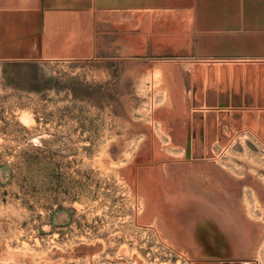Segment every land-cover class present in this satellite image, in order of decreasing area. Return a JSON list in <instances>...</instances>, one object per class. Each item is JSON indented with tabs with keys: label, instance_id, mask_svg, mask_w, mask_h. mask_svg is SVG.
<instances>
[{
	"label": "rangeland",
	"instance_id": "obj_1",
	"mask_svg": "<svg viewBox=\"0 0 264 264\" xmlns=\"http://www.w3.org/2000/svg\"><path fill=\"white\" fill-rule=\"evenodd\" d=\"M119 18L85 56L0 60V264H264V59L145 47ZM205 170L226 176L221 205L261 236L250 226L236 245L193 200L212 232L186 257L137 221L136 193L172 174L200 185Z\"/></svg>",
	"mask_w": 264,
	"mask_h": 264
},
{
	"label": "crops",
	"instance_id": "obj_2",
	"mask_svg": "<svg viewBox=\"0 0 264 264\" xmlns=\"http://www.w3.org/2000/svg\"><path fill=\"white\" fill-rule=\"evenodd\" d=\"M125 14L145 47L264 59V0H0V60L85 56Z\"/></svg>",
	"mask_w": 264,
	"mask_h": 264
},
{
	"label": "bare ground",
	"instance_id": "obj_3",
	"mask_svg": "<svg viewBox=\"0 0 264 264\" xmlns=\"http://www.w3.org/2000/svg\"><path fill=\"white\" fill-rule=\"evenodd\" d=\"M185 163H187V162H185ZM182 168L186 169V171H187V168L188 167L187 168L182 167ZM140 171H139V173H140ZM175 172H173V173H175ZM222 172L224 174V171H222ZM148 173H146V174L149 175ZM208 173H210V174H208ZM179 174H178V176H179ZM139 175H137V176H139ZM142 175L143 174H141V176ZM168 175H170V174H168ZM225 175H226V172H225ZM137 176L135 175V177H137ZM171 176H173V174L170 175V176H168V178L164 176V179H159L157 177V179H153L154 182H151L149 184L147 190L145 189L146 188L145 186H144V190L142 188H139L137 190L136 197L138 199L140 198L142 200L143 204L142 205L140 204V205L143 206L144 208H143V212H139L138 211V214L135 213V215H138V219L137 218H134V220L137 219V221H139L140 216H142L143 214L145 215V217L148 216V218H151V220L153 222V226H155V228L157 229V233L160 235V237L162 239H164L165 241H167L169 244L176 246L177 247V250L176 251H180L181 255H184L186 257H189V256L193 255L194 250L192 251L190 249L191 247H193V243L196 244V240H199V239H201L202 236L203 237L205 236V234H203V231H206V233L209 232V233H207L206 236H209L211 234V232H212L210 230V228H208L209 227V223L207 222L206 215H203V216H200L199 215V212H200L201 208L199 210L197 206H194V205H191L190 206L188 204V203H193V200H197V201L199 200L202 203H204L205 205L209 206L213 210V212L215 213V215L219 218V219L218 218L217 219L221 222V224L223 225V227L229 232V235L228 236L231 237L232 235L234 236V234H236L235 235L236 236L235 237V239H236V241H235L236 245L238 243L241 246V244H240L241 242L240 241H242V243L244 242L245 244H247V242L249 240V235L245 232V230H249V228L251 229V227H252V230L253 231L250 230L251 233L254 232V231L255 232L257 231V228L254 225H251L249 223H246L245 222V219L238 218V215L237 216H234L232 214V212L229 211V208H226L225 206H222L223 205V202H222V205H221V203H220V199H221L220 198V195L218 196V193L215 194V192L221 193L220 190H224V193H225V189L228 186H230L228 184V186L224 188V185H222V184H225V186L227 185L226 176H224L225 177L224 178V183L221 184L220 181L223 180V178L221 177L222 176L221 173L216 172L214 174V172H207L206 170H205V172L199 171L197 177H200V178L203 179V182H202L203 185H201L202 183L199 185V184H193L191 182L189 183V182L186 181L187 183L186 182L183 183V184L180 183V188L178 187L179 189L176 188V187L170 186L171 185V184H169L170 183V179L172 180V178L174 177V176L173 177H171ZM241 176L243 177V175H241ZM146 177H148V176H146ZM175 177H177V176L175 175ZM230 177H231V175H230ZM246 177H249L248 178L249 180H251V179L253 180V177L252 176H246ZM250 177H252V178L250 179ZM141 178H143V177H141ZM232 178L234 179L236 177H234L233 174H232ZM239 178H241L240 175H239ZM137 179H138V177H137ZM189 179H191V178H189ZM242 179L243 178H241V181H242ZM179 180L181 181V179H179ZM204 180H205V182H204ZM237 180H239L238 177H237ZM254 180H255V178H254ZM138 181H140L139 183H141V180L138 179ZM151 181H152V179H151ZM229 181H232V180H229ZM245 181L243 180V182H245ZM255 181H257V179ZM257 182L259 184V181H257ZM233 183L235 184L236 182H233ZM145 184L147 185V183H145ZM145 184H142V185H145ZM231 185H233V184L231 183ZM249 186H251V185H249ZM256 186H258V185H256ZM231 187H233V186H231ZM231 193L233 194V192L230 191V194ZM233 198H235V197H233ZM141 200H139V201H141ZM176 201H177L178 205H175V204H177ZM238 204H240V203H238ZM240 207H241V205H240ZM232 209H233V207H232ZM234 209H236L235 206H234ZM244 210H241V211H244ZM135 212H137V211H135ZM234 213H237V209H236V211ZM244 213H243V215H245ZM141 218H143V217H141ZM150 226H152V225H150ZM154 231H155V229H154ZM257 233H259V232L257 231L256 234ZM257 235H260V234H257ZM250 236L252 237V236H254V234L253 235H250ZM193 237L196 240L195 239H192ZM204 238H206V237H204ZM260 239H261V237H260ZM252 240H254V239H252ZM242 246H243V244H242ZM247 247H246V249H248ZM242 248H244V247H242ZM242 248H240V249H242ZM252 249H253V247H252ZM243 250H245V249H243ZM248 252L249 251H247V253H245V254H248ZM247 256L249 257L251 255H247ZM247 256H244V258L247 257ZM219 257H218V260L221 258V257L220 258ZM190 258H192V257H190ZM212 258H214V257H212ZM223 258L225 259V257H223ZM227 258H226V261H227ZM236 259H232L231 261L228 260L230 262H228L226 264H233L234 261H237ZM243 260H240L239 261V264H242V261ZM252 260H253V258H252ZM252 260L251 261L248 260V261H246V263H248V264H257L255 261H252ZM176 262H178V261H176ZM159 264H160V262H159ZM193 264H195V263H193ZM204 264H222V263H220V262L217 263L215 260H212V262L211 261H208V262H206Z\"/></svg>",
	"mask_w": 264,
	"mask_h": 264
},
{
	"label": "water",
	"instance_id": "obj_4",
	"mask_svg": "<svg viewBox=\"0 0 264 264\" xmlns=\"http://www.w3.org/2000/svg\"><path fill=\"white\" fill-rule=\"evenodd\" d=\"M233 264H239V262L234 261Z\"/></svg>",
	"mask_w": 264,
	"mask_h": 264
}]
</instances>
